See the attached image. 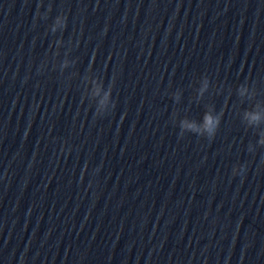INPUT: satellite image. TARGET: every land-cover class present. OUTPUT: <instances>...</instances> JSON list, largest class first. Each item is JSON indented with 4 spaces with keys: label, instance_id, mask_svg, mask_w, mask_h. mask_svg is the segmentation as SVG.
<instances>
[{
    "label": "water",
    "instance_id": "95a60500",
    "mask_svg": "<svg viewBox=\"0 0 264 264\" xmlns=\"http://www.w3.org/2000/svg\"><path fill=\"white\" fill-rule=\"evenodd\" d=\"M164 1L194 122L222 114L213 139L196 135L213 264H264V0Z\"/></svg>",
    "mask_w": 264,
    "mask_h": 264
},
{
    "label": "clouds",
    "instance_id": "9594fccd",
    "mask_svg": "<svg viewBox=\"0 0 264 264\" xmlns=\"http://www.w3.org/2000/svg\"><path fill=\"white\" fill-rule=\"evenodd\" d=\"M55 23L59 24L63 29L66 26V18L64 16H57L55 18ZM52 31H55V29L53 28ZM208 87H209V79L206 78L204 81V87L201 89V93H203V91H205ZM248 88H250L248 85L245 87L244 84H242L237 88V91L241 96H243L245 92L248 91ZM111 93L112 92L107 93L106 96H111ZM114 107L115 105L113 104L112 108ZM245 117L248 119V123L250 125L258 124L262 119L261 114L256 111L245 112ZM221 118H222V114L218 113L217 115L214 116L211 112H205L203 116L202 124H197L196 122H189L187 120L181 121L180 135L183 136L184 131H190L198 136H203L211 140L215 137L219 129ZM260 143L264 144V141H260ZM244 170L245 169L243 165L239 166V168L234 167L233 175L242 173Z\"/></svg>",
    "mask_w": 264,
    "mask_h": 264
}]
</instances>
